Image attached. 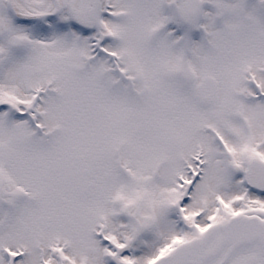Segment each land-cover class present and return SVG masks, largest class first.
Here are the masks:
<instances>
[{
	"label": "flooded vegetation",
	"instance_id": "af4514ba",
	"mask_svg": "<svg viewBox=\"0 0 264 264\" xmlns=\"http://www.w3.org/2000/svg\"><path fill=\"white\" fill-rule=\"evenodd\" d=\"M116 3V0H0V63L5 56L6 61L15 57L18 63L22 61L27 66L34 46L71 44L73 47L85 46L79 52L84 56L82 59L86 61L87 69V73H49L46 79L36 81L33 78L40 77L41 73L31 71L27 77L23 73L15 81L17 87L6 95L8 98L0 101V108L7 107L11 113L7 121L19 123L25 131L24 138L19 140L16 137L19 130L13 125L11 143L0 145V154L4 155L3 158L0 156V264H136L128 257L139 240L131 245L130 251H126L135 232H129L128 238L124 235L116 239L115 234H109V229L103 230L106 237L101 243L83 247L88 260L80 256L78 239L81 234L74 229L76 208L82 205L87 211H95L100 204H91L93 195L104 194L113 186L103 178V171L110 168L109 163L104 161L106 164L101 165L98 158L137 157L142 166L154 162L153 178L159 177L165 164L159 159L168 160L177 154L178 150L173 146L174 132L184 123L178 117L182 115L178 107L184 105L185 99L179 103L170 102L175 79L184 88L192 89L190 83L194 75L192 73V79L186 82L178 73H143V76L127 73L121 51L126 39L125 8ZM166 9L170 26V0ZM181 22L186 28V22ZM32 30L41 31L44 37L33 41L29 36ZM52 32L55 36L50 40L47 36ZM259 35L264 39L263 30ZM258 50L264 52L263 48ZM103 61L107 65L100 73H95V63L102 64ZM20 66L23 69L22 64ZM203 81L195 87L194 97L205 108L216 103L220 91L214 81ZM134 97L138 99L141 111H131L128 120L127 100L132 101ZM189 109L185 105L183 113H189ZM80 115L86 120L96 116L106 123L103 134L108 137L102 141L103 150H95L96 141L90 134L88 141H84L86 148L79 149L81 145L78 144L75 125ZM109 130L114 132L107 134ZM206 130L200 128L199 131ZM130 140L136 142L133 153L124 154L129 150L126 147ZM12 144L22 157L12 156ZM56 152L62 154L61 162H55V167L47 173L46 155ZM99 152L101 154L96 156L95 153ZM179 157L187 156L180 152ZM192 158L196 157L193 155ZM183 162L191 168V162ZM8 165L12 166L10 176L6 173ZM116 165L113 168L123 176V170L128 167L120 162ZM96 170H100L103 176ZM81 171L90 175L94 188L92 196L87 199L66 196L58 188L57 180L68 172L76 174ZM188 171L197 177L195 180L204 176L195 175L197 171ZM106 176L111 180L114 178L110 172ZM14 177L16 181H12ZM130 177L127 182L136 184L132 171ZM126 201L120 197V203H114L121 207L124 217L135 206V201ZM85 202L89 204L84 205ZM262 211L255 209L245 214L258 216L264 221ZM209 214L205 210L203 217ZM221 216L223 213L220 218L215 215L200 232L191 230L192 238L187 242L204 236L213 226L218 227L209 245L186 264H220L227 254L229 257L224 264H264L262 241L239 250L232 244L219 249L220 227L226 222ZM135 222L137 227L143 225L138 219ZM98 237L102 239L101 235ZM179 242L176 245L173 242L169 251H174Z\"/></svg>",
	"mask_w": 264,
	"mask_h": 264
},
{
	"label": "rangeland",
	"instance_id": "374dc122",
	"mask_svg": "<svg viewBox=\"0 0 264 264\" xmlns=\"http://www.w3.org/2000/svg\"><path fill=\"white\" fill-rule=\"evenodd\" d=\"M116 2L117 6L125 8L126 39L121 51L127 73L141 76L143 73H177L181 67H188L194 75L190 83L192 89L184 88L175 79L170 102L185 99L184 105L178 107L182 112L178 117L184 123L174 132L173 146L177 154L168 160L159 159L165 161L159 177L153 178L154 162L142 166L137 157L98 158L101 165L109 163L110 171L103 169V178L113 186L104 194L93 195L91 204H100L95 211H87L82 205L76 208L74 229L81 234L79 252L87 261L83 247L101 243L106 237L103 230L109 229V234H115L116 239L124 235L128 238L129 232L138 229L135 222L138 219L147 227L128 258L136 264H150L169 253L173 242L176 245L180 241V246L191 239V230H204L215 215L220 218L223 213L221 217L227 222L235 214L255 209L264 211V195L251 191L246 185L250 163L264 161V52L258 50L264 49V39L259 35L260 30L264 31V0H201L202 9L197 16L186 13V0H170V26L166 9L169 0ZM218 12L224 14L223 20L215 17ZM181 20L186 22V28L180 26ZM42 44L33 47L27 66L22 61L18 63L15 57L6 61L5 56L0 63V101L8 98L6 95L17 87L15 81L23 73L26 77L31 71L41 73L40 77L33 78L35 81L46 79L49 73H87L86 61L79 52L85 46ZM95 64V73H100L107 65L104 61ZM203 80L214 81L220 91L216 103L205 108L194 97L195 87ZM137 102L136 97L127 100L128 120L131 111H141ZM185 105L189 106V113H183ZM10 116L7 107L0 108V145L11 143L13 125L19 130L16 137L24 138V127L22 130L19 123H9ZM105 124L96 116L86 120L80 115L75 125L79 149L86 148L84 141H88L90 134L96 141L95 150H103L102 141L108 137L103 134ZM199 126L207 130L200 132ZM112 132L109 130L107 134ZM135 144V140H130L126 147L129 150L124 154L133 153ZM11 151L13 157H22L13 144ZM180 152L187 157L180 158ZM193 155L196 158H192ZM46 157V172L50 173L55 162H61L62 154L47 153ZM184 160L191 162V168L185 166ZM42 161L45 164L44 159ZM119 162L132 171L136 184H129L121 172L113 168ZM7 167L6 173L10 176L12 166ZM188 169L204 176L195 180L197 177ZM109 172L114 175L112 180L106 176ZM120 197L127 199L126 202L135 201L125 217L121 215V207L115 206ZM205 210L210 212L207 217H203Z\"/></svg>",
	"mask_w": 264,
	"mask_h": 264
},
{
	"label": "water",
	"instance_id": "95a60500",
	"mask_svg": "<svg viewBox=\"0 0 264 264\" xmlns=\"http://www.w3.org/2000/svg\"><path fill=\"white\" fill-rule=\"evenodd\" d=\"M185 6L188 13L195 16L201 10L202 4L201 0H187ZM216 18L222 20L224 18L223 13L218 12ZM178 76L181 80L186 82L190 81L192 79V71L187 67H183L179 69ZM0 156L1 158L4 157L3 154ZM123 173L125 179L129 181L131 172L128 169H124ZM89 176V173L84 171L76 174L68 172L58 179L57 184L66 196L87 199L91 197L93 193V186L89 181ZM247 186L260 194H264L263 160H254L251 162ZM220 228L222 237L220 239L219 249L232 244L236 250H239L244 247L252 246L257 241H262L264 245V221L258 216L238 214L231 217L229 221L224 223ZM145 229L146 227L144 225H139L126 251L130 250L131 245L142 236ZM217 229L218 227L210 228L202 238L180 245L171 254L169 253L162 256L152 264L188 263L196 253L203 251L209 245ZM228 257L229 254L226 255L225 259L220 264H224Z\"/></svg>",
	"mask_w": 264,
	"mask_h": 264
},
{
	"label": "bare ground",
	"instance_id": "6f19581e",
	"mask_svg": "<svg viewBox=\"0 0 264 264\" xmlns=\"http://www.w3.org/2000/svg\"><path fill=\"white\" fill-rule=\"evenodd\" d=\"M30 38L33 40V41H38V40H40V39H42L44 36H43V34H42V32L41 31H30ZM54 33L52 32V33H50L48 36H47V38L48 39H53L54 38Z\"/></svg>",
	"mask_w": 264,
	"mask_h": 264
}]
</instances>
